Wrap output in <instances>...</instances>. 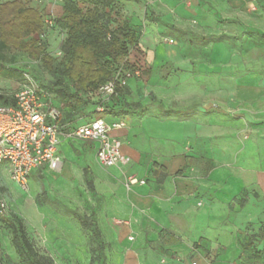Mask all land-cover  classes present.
Returning <instances> with one entry per match:
<instances>
[{"label": "crops", "instance_id": "obj_1", "mask_svg": "<svg viewBox=\"0 0 264 264\" xmlns=\"http://www.w3.org/2000/svg\"><path fill=\"white\" fill-rule=\"evenodd\" d=\"M228 1L229 5L227 0H215L213 14L220 15L233 30L239 26L232 21L239 16L233 7L240 5L244 17L242 6L247 7V0ZM205 2L212 7V0ZM210 12L200 13V20L208 17L212 23V9ZM141 59L138 56L129 63L126 59L120 67L137 73L112 98L101 100L90 94L92 88L81 92L77 104L82 112L77 116L71 112V100L51 97L62 112L64 130L57 149L62 166L58 171L47 167L34 170L30 177L36 174L39 183L33 195L44 193L40 184L46 181L63 188L67 181L58 174H71L72 161L85 153L81 145L88 143L92 154H85L83 177L89 193L96 195L94 204L85 206L106 241H121L131 232L137 239L135 249L144 247L146 241L152 242L153 248L166 234L169 243L165 248L179 254L188 253L193 242L201 238L208 250L223 246L232 250L233 238L218 230L212 234V222L227 214L240 194H264V92L212 83V56L208 74L195 66L203 63L202 59L179 56L156 61L175 64L178 70L175 77L160 80L150 76V71L139 72ZM100 107L102 111H98ZM84 112L93 115L83 116ZM97 117L108 124H125L111 131V136L121 142L124 165L102 167L95 157L96 143L65 136ZM125 175L144 184L126 189ZM69 193L75 202V195L71 190ZM117 221L124 226L117 227ZM192 263L200 264L195 260L188 264Z\"/></svg>", "mask_w": 264, "mask_h": 264}, {"label": "rangeland", "instance_id": "obj_2", "mask_svg": "<svg viewBox=\"0 0 264 264\" xmlns=\"http://www.w3.org/2000/svg\"><path fill=\"white\" fill-rule=\"evenodd\" d=\"M6 1L11 0H0V4ZM25 2L39 11L44 21L52 20L53 24L61 13L60 0ZM205 3V0L202 3L196 0H118L109 14V23L113 28L118 23L126 22L137 35L136 47L140 52L130 49L127 61L129 63L140 56L142 59L137 68L140 73L150 71V76L159 80L162 77H175L178 71L175 64L155 62L167 57L175 59L185 56L202 59L204 62L195 66L208 74V62L212 56V83L226 84L232 89L254 88L264 92V0H247V7L242 6L244 17H241V6H234L232 11L239 16L232 21L239 26L233 30L228 28L229 25L220 15L214 17L213 11L217 7L215 0H212L211 8ZM226 4L229 5L228 0ZM211 9L212 23L208 17L200 20V13H211ZM44 30L40 44L57 65L65 31L45 24ZM0 64L16 72L14 77L0 76L1 96L12 99L21 86L33 82L59 101L71 100L73 115L81 114V107L74 98L60 95L64 91L73 95L75 88L72 83L57 82L54 74L25 51L13 48L0 50ZM85 115L93 114L84 112ZM81 149L85 152L81 157L73 161L65 157L67 162H73L74 168L68 176L58 174L59 178L67 181L63 188L55 183L42 182L40 187H43L44 193L39 191L36 195H33L39 183L36 174L31 175L28 191L25 192L13 184L6 169L1 168L2 213L15 215L23 221L36 256L44 264H152L153 260L157 264H188L192 260L200 264H264V240L259 239L264 224V194L252 192L240 194L234 199L228 213L212 222V234L218 230L226 238H233L232 250L226 251V246L208 250L203 242L205 240L201 238L193 242L188 253L179 254L165 248V244L169 243L166 234L160 238L157 247L152 248V242L146 241L144 247L135 249L136 236L129 232L121 241L108 242L101 235L104 259L100 260L91 231L82 228L77 217L64 209L66 207L89 218L90 210L85 203L94 204L96 194L92 196L89 193L83 177L84 157H89L92 149L88 143L81 145ZM69 190L75 195V202L70 200ZM116 226L121 228L124 224L117 221ZM130 236L132 240H129ZM244 245L250 248L245 250ZM0 264H20L11 246L10 235L2 224Z\"/></svg>", "mask_w": 264, "mask_h": 264}, {"label": "trees", "instance_id": "obj_3", "mask_svg": "<svg viewBox=\"0 0 264 264\" xmlns=\"http://www.w3.org/2000/svg\"><path fill=\"white\" fill-rule=\"evenodd\" d=\"M60 1L61 13L54 25L65 31L66 36L61 44V57L57 65H54V59L40 44V37L45 31L44 20L40 12L28 6L25 0H11L0 4V50H22L40 61L54 74L57 82L72 83L75 93L70 95L64 91L60 95L74 98L79 103L81 92L105 83L124 65L130 49L136 45L137 35L126 22L110 27L109 14L118 0ZM15 75L13 69L0 64V76ZM11 104L13 98L0 95L1 106ZM65 210L77 217L82 228L91 231L97 244L98 258L103 260L104 243L93 217ZM0 224L8 231L11 246L20 264H44L37 258L20 218L4 215L0 207ZM259 239L264 240V224L259 232ZM249 248L248 245L243 247L245 250Z\"/></svg>", "mask_w": 264, "mask_h": 264}, {"label": "built area", "instance_id": "obj_4", "mask_svg": "<svg viewBox=\"0 0 264 264\" xmlns=\"http://www.w3.org/2000/svg\"><path fill=\"white\" fill-rule=\"evenodd\" d=\"M44 24L49 27L54 25L52 20L44 21ZM136 73L137 70L119 68L108 81L92 88L90 94L108 100L124 88ZM98 111H102L101 107ZM61 117L62 112L53 105L50 94L33 82L19 88L13 96V104L0 105V170L5 168L10 181L25 192L28 191V180L34 170L47 167L51 171H58L62 166L57 154L64 130ZM124 126L123 122L108 124L97 117L71 129L65 136L96 143L98 164L106 168L118 167L125 164V159L121 153V142L111 136V131ZM135 184H144V181L133 176L126 177V189ZM0 207L2 211L1 203Z\"/></svg>", "mask_w": 264, "mask_h": 264}]
</instances>
